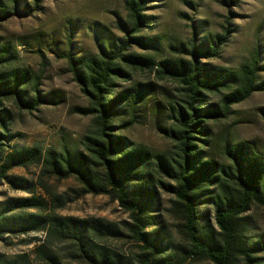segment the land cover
Segmentation results:
<instances>
[{
	"label": "trees",
	"instance_id": "trees-1",
	"mask_svg": "<svg viewBox=\"0 0 264 264\" xmlns=\"http://www.w3.org/2000/svg\"><path fill=\"white\" fill-rule=\"evenodd\" d=\"M40 1L33 0L34 6ZM24 2L0 0V23L24 13L28 7L21 10ZM151 2L125 0L129 29L125 28L117 49L106 51L100 46L94 55H65L74 82L89 102L79 112L94 121L84 151L66 146L43 151L11 144L15 135L7 103L32 111L57 101L41 92L39 76L12 66L15 52L10 44L0 43V186L31 194L0 202V240L42 233L44 239L25 242L35 243L32 255L40 264H64L53 250L54 243L67 245L71 259L82 264H264V232L253 234L248 216L253 207L264 208V151L251 141L233 143L225 137L220 153L226 162L218 161L208 124L226 119L232 106L264 91V82L258 79L257 50L239 69L206 62L217 58L228 41L227 21L223 33L211 40H199L193 27L186 57L156 61L147 52L155 47L154 38L143 33L153 23L145 13ZM135 71L154 72L179 86L178 97L168 104L169 136L174 142L169 155L153 153L116 132L121 126L115 125V119L124 108L134 109L150 92L136 85L115 93L116 81H129ZM211 95L218 97L217 104H207ZM29 167L39 169L35 182L11 174ZM69 178L80 186L72 198L48 183ZM36 187L44 196L32 194ZM159 190L171 196L169 209L178 221L181 241L172 239L156 214ZM85 195L108 196L129 221L120 228L102 218L57 214ZM111 240L131 242L138 251L126 256L105 245ZM0 264L32 262L24 254L11 259L0 255Z\"/></svg>",
	"mask_w": 264,
	"mask_h": 264
},
{
	"label": "rangeland",
	"instance_id": "rangeland-1",
	"mask_svg": "<svg viewBox=\"0 0 264 264\" xmlns=\"http://www.w3.org/2000/svg\"><path fill=\"white\" fill-rule=\"evenodd\" d=\"M125 0H41L37 7L33 0L21 4L28 6L24 13L10 17L0 23V43L11 45L16 54L12 66L28 68L40 77V90L44 95H54V105L41 104L35 110H19L12 103L10 130L15 135L12 145L39 147L43 151H60L63 146L75 151H84L85 138L94 127L92 116H85L80 109L89 106L88 100L69 71L65 55H94L100 46L106 51L117 49L123 39L129 20L124 7ZM145 13L153 17L150 29L143 33L154 38V48L147 52L156 61L182 56L189 47L193 27L200 39L211 40L222 34L226 22L230 23V37L217 58L207 60L210 64L239 69L250 63L257 50L259 57L258 79L264 82V0H152ZM136 50V49H135ZM138 51V50H137ZM115 93L133 86L149 89L147 98L134 109L125 107L115 125L116 132L131 142L149 148L153 153L169 155L174 142L169 136L172 122L168 104L176 100L179 86L159 79L154 72L135 71L129 81L117 80ZM53 96V97H54ZM30 98V97H29ZM217 96H209L207 104H217ZM125 103H123L124 107ZM264 91L251 95L247 100L232 106L226 119L208 123L212 128L210 143L218 161L221 157L223 138L231 142L251 141L264 151ZM11 174L23 176L31 182L38 179L39 169L16 168ZM49 186L61 195L70 198L79 191V184L72 178L50 179ZM33 195L44 196L36 187ZM31 194L13 191L7 185L0 186V202L10 197H27ZM171 196L158 191L159 211L162 225L174 241H181L177 233V219L170 211ZM211 212V209H209ZM62 216L78 218H102L124 228L129 221L117 202L108 196L85 195L58 210ZM252 221V233L264 232V208L253 207L248 213ZM44 239V235L29 234L0 240V255L9 259L17 255H28L32 264L36 262L32 251L35 243L27 245L30 238ZM106 246L126 256H132L138 248L131 242L111 240ZM53 250L64 264H82L73 261L65 244L54 243ZM198 264H211L203 261Z\"/></svg>",
	"mask_w": 264,
	"mask_h": 264
}]
</instances>
